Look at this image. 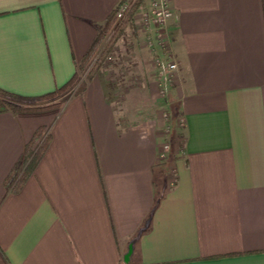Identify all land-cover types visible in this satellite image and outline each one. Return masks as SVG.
Here are the masks:
<instances>
[{"label": "crops", "instance_id": "crops-1", "mask_svg": "<svg viewBox=\"0 0 264 264\" xmlns=\"http://www.w3.org/2000/svg\"><path fill=\"white\" fill-rule=\"evenodd\" d=\"M121 3L0 0V88L36 97L66 84ZM170 4L168 100L146 70L127 76L141 83L124 101L123 82L97 74L60 107L0 108V264H264V0ZM150 5L124 35L147 32L164 59ZM164 103L162 162L165 122L152 118ZM40 127L49 146L14 191Z\"/></svg>", "mask_w": 264, "mask_h": 264}, {"label": "trees", "instance_id": "trees-1", "mask_svg": "<svg viewBox=\"0 0 264 264\" xmlns=\"http://www.w3.org/2000/svg\"><path fill=\"white\" fill-rule=\"evenodd\" d=\"M127 0H122L125 2ZM144 0H136L126 16L117 24V9L108 17L103 26L98 30V34L84 56L83 60L77 67V71L73 77L63 86L57 87L55 90L36 97H29L19 95L3 88H0V108L10 109L16 113L40 111L49 108L60 107L64 101L68 99L65 94L73 89L79 82L80 72L87 70V80L78 84L77 89L73 95L81 94L87 85V81L91 80L98 71L102 68L106 58L113 50L118 39L125 33L126 29L134 26V15L138 8L143 4ZM112 32L109 40L104 45L109 34ZM104 45V46H103ZM94 61L91 68L90 65ZM66 97L60 100L61 97ZM49 101L45 104H35L33 102ZM50 142V135L45 134V127H40L34 134L33 139L27 144L26 154L30 160L25 169L18 176L14 186V191H19L31 173L34 171L36 165L45 154ZM19 165L10 173L7 182L11 183L17 175Z\"/></svg>", "mask_w": 264, "mask_h": 264}, {"label": "rangeland", "instance_id": "rangeland-1", "mask_svg": "<svg viewBox=\"0 0 264 264\" xmlns=\"http://www.w3.org/2000/svg\"><path fill=\"white\" fill-rule=\"evenodd\" d=\"M145 2L148 5V0H144V2H143L144 5H145ZM119 22L120 21L117 19V24ZM111 34H112V32L109 34L104 45L109 40ZM124 34L116 42L113 50L110 52L109 56L106 58V60L103 64L102 68L100 69V71H98L96 73V75L99 74L100 76L108 79V81H110L111 84H112V82H114V83H117L119 85L120 81L123 82L120 84V85H122L123 88H122L121 92L119 91L120 92V98L123 99V101L126 99V95L129 91V88L130 87L132 88L133 84L139 85L141 83L139 80L138 82L135 81V83L131 84L130 81L127 80L128 77H132V76L136 77L138 75L142 77V74L145 73L146 70L150 73L152 72L153 74H155L154 75L155 77L157 75L156 64L154 63L157 55H156V53H150L149 49L147 48V44L149 45L148 39L146 38L148 33L147 32L143 33V36L141 37V39L140 38L135 39L132 36L128 37L127 35H124ZM154 36L156 38L157 46H159L158 45V39H157L158 37H157L156 33H154ZM134 61H137L138 65H140V67L138 69L133 68L132 70H129L130 64H133ZM148 61H149V64H148ZM93 63H94V61L91 63L89 68L92 67ZM87 72H88L87 70L80 72V79H79L78 84L80 82L86 81L88 79L87 78ZM141 77H140V79H141ZM78 84L73 89L68 91L65 94V96H67V97L71 96L75 92V90L77 89ZM157 86H158V92H159V95L161 96V98L163 100H168V98H167L168 94L163 95L161 93L159 81L157 82ZM65 98L66 97L63 96L59 99L64 100ZM48 102L49 101L45 100V101H39V102H33V103L45 104ZM159 111L160 112L158 113V115H156V112H155V117H153L152 119H153V121L155 120L154 122H157L158 118H162L165 122V125L161 126V129H162V133H164L165 138H166L164 141H168L170 143V147L168 149V152L166 153L167 156L165 159L160 158V154H161L160 149L163 146L162 144L159 148V153H158L159 159L162 162H165V161H168L170 159V156H171L172 151H173V145L171 142V140H172L171 138L173 135V128L170 126H167L170 123V119H171V114H170L171 110L169 109V103L162 104ZM164 141H163V143H165Z\"/></svg>", "mask_w": 264, "mask_h": 264}, {"label": "built area", "instance_id": "built-area-1", "mask_svg": "<svg viewBox=\"0 0 264 264\" xmlns=\"http://www.w3.org/2000/svg\"><path fill=\"white\" fill-rule=\"evenodd\" d=\"M135 1L136 0H127L119 5L117 8V19L119 21H121L126 16ZM172 16L173 9L171 7L170 0H151L150 8L144 15L145 24L151 25L154 28L158 37L157 39L159 48L162 50L165 56L164 59L156 57L154 62L156 64L159 86L163 95L168 94V83L173 81L175 73L178 69L176 61L171 59V37L167 36L164 32L165 24ZM164 142L165 143H162L163 146L160 149L161 159L166 158V153L170 147V143L168 141Z\"/></svg>", "mask_w": 264, "mask_h": 264}, {"label": "water", "instance_id": "water-1", "mask_svg": "<svg viewBox=\"0 0 264 264\" xmlns=\"http://www.w3.org/2000/svg\"><path fill=\"white\" fill-rule=\"evenodd\" d=\"M132 252H133V246L130 245L129 251L125 254V257H124L126 262L129 261Z\"/></svg>", "mask_w": 264, "mask_h": 264}]
</instances>
